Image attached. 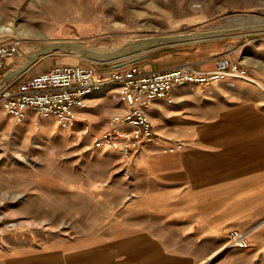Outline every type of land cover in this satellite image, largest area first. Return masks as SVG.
<instances>
[{"label": "rangeland", "instance_id": "obj_1", "mask_svg": "<svg viewBox=\"0 0 264 264\" xmlns=\"http://www.w3.org/2000/svg\"><path fill=\"white\" fill-rule=\"evenodd\" d=\"M0 17V27L13 24L17 29L4 34L23 40V52L8 63L0 76L2 83L7 72L26 63L31 51L51 43L110 51L143 38L216 30L224 32L204 40L157 46L120 61L150 55L133 63L141 67L153 59L162 61L168 53L181 59L184 51L204 46L227 51L261 84L228 80V84L214 83L203 90L177 88L180 92L177 96L173 92V103L160 100L149 110L158 144L143 146L129 159L114 150L90 147L91 134L104 130L111 115L126 107L114 97L112 87L89 97L88 136L82 133L84 125L63 129L51 118L37 123L33 112L17 123L0 105V264L102 263L89 260L104 247L112 248L115 241L118 247L128 243V237L144 234L147 222L161 233L162 207L189 206L182 211H192L194 198L179 196L184 185L176 176L171 180L181 159L225 158L227 145L238 154L235 143L228 141L248 131L264 142V29L238 30L264 22V0H0ZM21 29L34 31L35 36H21ZM117 62H93L66 48L37 59L25 75L56 63L91 65L104 72ZM192 94L203 96L204 101L214 99L209 106H216V115L212 109L209 119H204L198 109L207 105L203 101L189 98L185 104L177 103L178 97ZM232 112L234 117L225 116ZM166 115L174 117L171 125ZM178 118L187 123V130L199 123L225 122V132L183 133ZM204 136L210 140L203 141ZM169 144L183 146L170 153L165 151ZM188 218L167 220L165 230L172 241H183L184 232H191L184 229ZM217 235L218 240L225 239L224 231ZM203 237L207 238L195 247L199 252L218 241L209 234Z\"/></svg>", "mask_w": 264, "mask_h": 264}, {"label": "crops", "instance_id": "obj_2", "mask_svg": "<svg viewBox=\"0 0 264 264\" xmlns=\"http://www.w3.org/2000/svg\"><path fill=\"white\" fill-rule=\"evenodd\" d=\"M210 50L204 46L193 47L192 51H184L181 59L173 58L168 53L164 55L162 61L153 59L150 64H145L141 68L147 71L166 70L189 62L198 70L212 71L218 58L225 54L230 56L227 51ZM33 68L35 69L36 65L32 67V70ZM37 73L39 72H34L33 75ZM175 92L177 96L180 89ZM201 97L203 96L196 94L178 97L177 103L185 104L189 98L196 102L203 101L207 105L201 104L198 109L207 117L204 119H209L211 110L213 109L214 113L216 110V106L211 109L209 106L214 99L204 101V97ZM119 104L120 108L124 107L123 104ZM215 115L214 118H216ZM221 116L224 117V115ZM225 116L234 117V113ZM164 117H166V123L171 125L174 117L169 115ZM177 120L178 128H181L183 133L193 130L201 134L225 132L223 129L226 126L225 122L199 123L187 130V123L179 118ZM239 127H243L242 124L236 126V128ZM239 129L236 132H239ZM250 133L254 132L248 131V134L242 138L237 137L228 141L230 144L235 143V148L240 150L238 154H233L231 145H227L228 151L225 153V158L214 159L189 155L190 157L181 159L178 163L179 169L176 173L170 174L173 176L171 180L176 176L178 182L184 185L179 196L186 199L194 198L192 211H182L183 208H190L189 206L162 207L161 233L155 230L154 223L147 222L144 234L132 235L127 238L128 243H121L118 247L116 246L118 241H115L112 248L104 247L96 254L95 259L89 261L92 263L102 261L99 264H264V142ZM204 138L210 140L209 137L204 136L203 141H206ZM170 214L171 216H168ZM182 216L189 217L184 229L191 232H184L185 242L184 240L172 241L165 230L166 222L172 220L171 218L182 220ZM232 229L247 233L252 245L250 249L224 251L227 242L226 232ZM223 231L225 239L218 240L217 234ZM206 234L218 241H215L208 251L199 252L195 247L202 242L203 238H207L203 237ZM173 246L176 247L172 248Z\"/></svg>", "mask_w": 264, "mask_h": 264}, {"label": "built area", "instance_id": "obj_3", "mask_svg": "<svg viewBox=\"0 0 264 264\" xmlns=\"http://www.w3.org/2000/svg\"><path fill=\"white\" fill-rule=\"evenodd\" d=\"M1 32L0 76L8 63L23 52L22 39ZM28 71L11 79L5 75L0 86V105L14 121L23 122L33 112L37 123L51 118L63 129L84 125L82 133L88 136L89 97L98 90L112 87L114 97L126 107L111 115L104 130L91 134L90 147L114 150L128 159L136 157L143 146L158 144L159 137L149 110L160 100L173 103L172 94L177 88L203 90L214 82L228 80L261 86L248 68L227 55L216 60L212 71L198 70L189 62L157 71L129 64L98 72L93 66L80 63L56 64L32 76L25 75ZM182 146L169 144L165 151L172 153ZM250 247L246 232L239 229L228 232L225 251Z\"/></svg>", "mask_w": 264, "mask_h": 264}, {"label": "bare ground", "instance_id": "obj_4", "mask_svg": "<svg viewBox=\"0 0 264 264\" xmlns=\"http://www.w3.org/2000/svg\"><path fill=\"white\" fill-rule=\"evenodd\" d=\"M240 19L242 17H239ZM0 20L2 18L0 17ZM257 21V20H256ZM264 22H258L256 24L252 25H247L242 28L247 29H264L263 27ZM0 31L2 32H15L17 29L13 24L10 26H1ZM224 31H216V30H209L206 32H200V31H194L188 35H172V36H157V37H151V38H143L140 40H134L129 43H127L123 48L116 49V50H110V51H96V50H90L87 49L86 47L79 45V44H74V43H69V42H63V43H51L47 44V46H43L40 48H37L33 51H31L28 55V60L24 65H21L17 68H14L6 74L5 78H13L25 71L27 68V64H29L32 61H35L45 54H50L55 51H60L62 49L70 48L71 52L75 54L82 55L85 59H89L93 62H111V61H118L122 59H126L128 57H132L141 53H144L145 51L152 49L157 46H162V45H170V44H178V43H186V42H193V41H199V40H204L206 38H212L215 37ZM19 33L21 36L24 37H33L35 36L34 31H27L21 29L19 30ZM0 82V86H1Z\"/></svg>", "mask_w": 264, "mask_h": 264}, {"label": "water", "instance_id": "obj_5", "mask_svg": "<svg viewBox=\"0 0 264 264\" xmlns=\"http://www.w3.org/2000/svg\"><path fill=\"white\" fill-rule=\"evenodd\" d=\"M244 26H241L238 30H245V28H242ZM186 43H189V42H186ZM148 55H145V56H141V57H134L132 58L131 60L129 61H120V62H117L114 64L113 68L114 69H117V68H121V67H124V66H127L129 64H133V63H137V62H140L141 60L145 59ZM36 61V60H35ZM35 61H32L30 62L29 64H27V68L25 69L24 72H26L27 70L30 69L31 65L35 62ZM224 252V251H223ZM216 259V258H215Z\"/></svg>", "mask_w": 264, "mask_h": 264}]
</instances>
